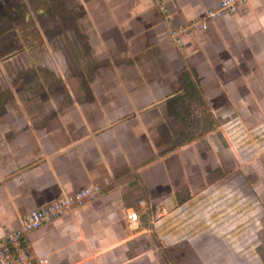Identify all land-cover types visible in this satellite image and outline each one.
I'll list each match as a JSON object with an SVG mask.
<instances>
[{
    "label": "crops",
    "instance_id": "crops-1",
    "mask_svg": "<svg viewBox=\"0 0 264 264\" xmlns=\"http://www.w3.org/2000/svg\"><path fill=\"white\" fill-rule=\"evenodd\" d=\"M72 1L91 57H127L128 65L98 69L78 101L72 93L65 105L48 101L39 118L35 106L31 118H0V237L32 211L98 186L27 234L29 253L47 264H149L144 204L165 243L161 217L214 187L202 184L216 149L239 160L248 127L264 130V0L206 29L193 25L200 10L222 0ZM181 190L190 197L178 204Z\"/></svg>",
    "mask_w": 264,
    "mask_h": 264
},
{
    "label": "rangeland",
    "instance_id": "rangeland-1",
    "mask_svg": "<svg viewBox=\"0 0 264 264\" xmlns=\"http://www.w3.org/2000/svg\"><path fill=\"white\" fill-rule=\"evenodd\" d=\"M80 14L72 0H0V118L19 112L22 119L31 118V106L38 107L39 118L48 101L65 105L70 93L78 101V89L96 84L98 69L128 65L127 57H91L78 27ZM247 130L239 160L219 149L208 160L202 185L214 187L207 195L161 217L165 243L154 232L153 206L144 204L141 226L149 232L142 240L149 264H264V130ZM189 194L181 190L176 202L182 204Z\"/></svg>",
    "mask_w": 264,
    "mask_h": 264
},
{
    "label": "built area",
    "instance_id": "built-area-1",
    "mask_svg": "<svg viewBox=\"0 0 264 264\" xmlns=\"http://www.w3.org/2000/svg\"><path fill=\"white\" fill-rule=\"evenodd\" d=\"M247 1L250 0H222L216 8L200 10L199 21L193 25L206 29L210 21L234 15L239 7ZM161 10L166 11L164 8ZM170 34L175 43L179 47L182 46L178 31L171 30ZM99 190L98 186H94L92 189H83L32 211L20 222L18 227L0 237V264H47L45 259L36 260L29 253L24 243L25 236L61 217L72 205H83L86 200L92 199Z\"/></svg>",
    "mask_w": 264,
    "mask_h": 264
},
{
    "label": "water",
    "instance_id": "water-1",
    "mask_svg": "<svg viewBox=\"0 0 264 264\" xmlns=\"http://www.w3.org/2000/svg\"><path fill=\"white\" fill-rule=\"evenodd\" d=\"M130 221L133 222L134 224H137V215L134 213L130 215L129 217Z\"/></svg>",
    "mask_w": 264,
    "mask_h": 264
}]
</instances>
